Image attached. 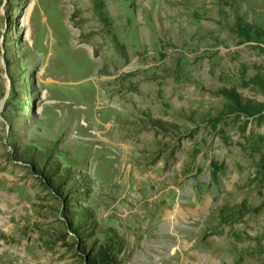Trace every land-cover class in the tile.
Returning <instances> with one entry per match:
<instances>
[{"label": "rangeland", "instance_id": "1", "mask_svg": "<svg viewBox=\"0 0 264 264\" xmlns=\"http://www.w3.org/2000/svg\"><path fill=\"white\" fill-rule=\"evenodd\" d=\"M256 103L264 0H0V264H264Z\"/></svg>", "mask_w": 264, "mask_h": 264}, {"label": "trees", "instance_id": "2", "mask_svg": "<svg viewBox=\"0 0 264 264\" xmlns=\"http://www.w3.org/2000/svg\"><path fill=\"white\" fill-rule=\"evenodd\" d=\"M243 28H244V26H243ZM235 103L239 104L238 101H235ZM249 106H250V104H249ZM256 106H257L256 109H253L252 107L250 108L247 105H242V104L239 105L240 109H242L243 111L247 112L249 115L253 114L254 111L258 112L259 110H264V103L263 104H257L256 103Z\"/></svg>", "mask_w": 264, "mask_h": 264}, {"label": "bare ground", "instance_id": "3", "mask_svg": "<svg viewBox=\"0 0 264 264\" xmlns=\"http://www.w3.org/2000/svg\"><path fill=\"white\" fill-rule=\"evenodd\" d=\"M161 230H164L163 228H160Z\"/></svg>", "mask_w": 264, "mask_h": 264}]
</instances>
